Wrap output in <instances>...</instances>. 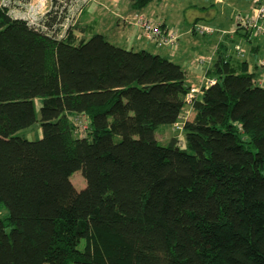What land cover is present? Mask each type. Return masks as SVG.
<instances>
[{"label":"trees","instance_id":"trees-1","mask_svg":"<svg viewBox=\"0 0 264 264\" xmlns=\"http://www.w3.org/2000/svg\"><path fill=\"white\" fill-rule=\"evenodd\" d=\"M51 15L42 29L0 6V264H264V87L247 63L219 54L184 147L162 146L187 70L99 33L58 38ZM37 123L41 139L18 136Z\"/></svg>","mask_w":264,"mask_h":264},{"label":"crops","instance_id":"crops-1","mask_svg":"<svg viewBox=\"0 0 264 264\" xmlns=\"http://www.w3.org/2000/svg\"><path fill=\"white\" fill-rule=\"evenodd\" d=\"M120 1L122 0H117V2ZM171 1L172 0H158V4L156 5L158 6L157 9H154L151 6L152 4H154V2L151 3L148 7L152 8V12L155 13L156 19L152 16L150 17H152L157 22L165 25L166 27L176 29L180 33L181 38L177 50L173 51L169 48H157L153 43L148 42L145 39L143 40L139 30L137 33L130 30L127 34L123 35L126 44L129 45L128 47H131L129 49L135 51L147 50L151 53L159 54L170 60L172 59L171 55L177 54L176 56L180 57L179 59L182 62V66L188 72V84L193 88L202 87L204 78H211L207 74V71L212 65L216 63L219 54L229 57V59H231L235 63L238 69L241 68L238 66L239 61L246 62L248 72L250 74L255 73V75H257L258 82L260 81L264 83V36H262L261 38H253L251 36V31L248 32L245 29L239 27L237 24V17L239 15H251L253 13V8L255 6L253 0H230L227 4L225 0H215L213 3L211 0L209 2L205 0L201 3V6L199 5L198 8L202 10L199 12L196 10L191 16L188 29L184 26V24L178 22L179 19L177 15H169L166 12V9L168 8L167 6ZM92 5H102V2L101 0H96L90 6H88L89 8L87 7L88 9L85 10L83 15L81 16L80 20L77 23L76 29L80 30L79 26L83 21H85L84 18L86 14H89L91 18H88V25L83 30H80L78 32L76 30V38L80 37L81 31H92L93 29H95V27L98 25V21L102 23V21H100L98 17L91 15L92 12L90 11L93 10H90V7ZM219 5L223 7H220ZM115 7H119L118 3L115 4ZM231 7L236 8L238 10V14L233 15L232 12L231 15L228 16L227 14L229 12L227 10H230ZM130 8L132 10L131 13H139L133 11L132 3H130ZM142 12L144 13V11ZM125 18L128 19L129 16ZM125 18L122 20L124 26L123 29H125L124 32H126L128 27H131L129 23H125ZM229 20L234 23L235 27L234 25L233 27L228 25L230 23ZM197 22H199L200 24L211 25L217 30L216 34L204 37L195 34L192 28L193 25ZM220 33L226 35L220 36ZM245 34H248L249 38L245 37ZM237 46H241L246 50V54L242 59L236 55L235 48ZM213 53L215 54V56L213 57V60L209 66H203L196 63V58L198 56L205 57L208 55H213ZM174 136L175 135L172 127H161L157 130V139L159 141L170 143Z\"/></svg>","mask_w":264,"mask_h":264},{"label":"built area","instance_id":"built-area-1","mask_svg":"<svg viewBox=\"0 0 264 264\" xmlns=\"http://www.w3.org/2000/svg\"><path fill=\"white\" fill-rule=\"evenodd\" d=\"M94 1L96 0H0V6L8 11L11 18L26 21L32 27L42 29H47L45 24L50 18L49 14L56 16L58 21L54 29L61 28L58 38H63L69 30L74 29L86 8ZM253 2L255 5L253 13L251 15H239L237 24L242 29L248 32L251 31L253 38H261L264 36V0H253ZM128 20L130 24L139 29L146 40L154 43L157 47L169 48L173 51L177 50L181 35L176 29L165 27L144 13H136L134 17L128 18ZM194 31L201 36H209L217 32L214 27L208 24H198L194 27ZM235 51L238 57L244 58L246 50L243 47L237 46ZM212 60L213 56H209L200 57L196 61L203 66H209ZM216 82V78H204L202 87H194L188 93L186 97L187 107H185L179 120L173 125L178 145L184 147L185 123L188 120L197 95L203 87H209ZM259 84L264 86V83L260 81ZM73 121L77 126V133L83 136L85 129L90 124L89 119L85 115H81L75 117Z\"/></svg>","mask_w":264,"mask_h":264},{"label":"rangeland","instance_id":"rangeland-1","mask_svg":"<svg viewBox=\"0 0 264 264\" xmlns=\"http://www.w3.org/2000/svg\"><path fill=\"white\" fill-rule=\"evenodd\" d=\"M157 1L154 2V4L151 5L154 9L158 8V6H156L158 4ZM204 1L205 0H172L171 2H169V5L167 6L168 8L166 9V12L169 15L170 14L177 15V17L179 19L178 22L184 24V26L188 29L189 28V21H190L191 16L193 15V13L196 10L198 12L202 10V9H198V8H199V5L201 6V3L204 2ZM206 1L209 2L210 0H206ZM211 1L213 3L215 0H211ZM225 1H226V4H227V3H229L230 0H225ZM101 2H102V5H92L90 7V10H93V11H90V12H92L91 13L92 16L98 17V19L100 21H102V23H100L98 21V25L92 31L91 30L90 31L89 30L88 31H85V30L81 31L80 32L81 35L78 38H76L77 36L75 35V32L77 30L76 29L77 25H76L74 27V29L70 30V31H72L73 35L75 36V39L76 40H82V38L83 39L90 38L93 35H95L97 33H100V34L105 35L106 38L110 42H112V43H114V44H116L118 46L125 47L127 49L131 48V47H128L129 45L126 44V42H125V40L123 38V35L127 34L128 31H130V30L131 31H135L136 33L138 32V28L136 26H134L133 24H130L129 20L127 18H125V17H128V16H129V18H132L136 14V13L133 14V12L131 13V11H132L131 8H130L131 1L130 0H122L120 2H117V0H113V1L112 0H101ZM116 3H118L119 7H115ZM219 6L223 7L221 5H219ZM88 8H86V10ZM143 11H144V14H146L148 16H152L153 18L156 19V15H155V13L152 12V8L151 7H148V8H146ZM227 11L229 12L227 14L228 16H230L232 12H233V15L234 14L235 15L238 14V12H237L238 10L236 8H234V7H231L230 10H227ZM159 12H160V10H159ZM88 18H91V16L89 14H86V16L84 18L85 21H83L80 24V26H79L80 30H83L88 25ZM124 18H125V23H127V24L129 23V25H131V27L127 28L126 32H124L125 29H123L124 26H123V21L122 20ZM229 22L230 23L228 25L233 27L234 23L231 20H229ZM234 27H235V25H234ZM80 30H77V32L80 31ZM215 34H216V32L214 34L209 35V36H212V35H215ZM219 35L223 36V35H226V34L220 33ZM143 40H144V38H143ZM146 41H148V40H146ZM157 52H161V51H157ZM176 55L177 54L171 55V58H172L171 60H173V62H176V63H179V64L182 65V62L179 59L180 57H178ZM209 56H211V57L213 56L214 57L215 54L213 53V55H208V56H205V57H209ZM200 57H203V56H198L196 58V60L198 58H200ZM198 61H196V63H198L200 65L201 63L198 62ZM204 66H206V65H204ZM37 107H38V109H40L39 101H37ZM164 128H166V127H164ZM42 135H43V133H42V129L40 127V123H37L33 127L29 128V129H24V130H22V131H20L18 133V136H20L22 138H27L29 140L41 139ZM159 143L162 146H167L169 144L168 142H163V141H160ZM71 181H72L73 185L79 191L85 189L86 186H87V182L84 179L81 171H78L75 174H73V176L71 177Z\"/></svg>","mask_w":264,"mask_h":264}]
</instances>
